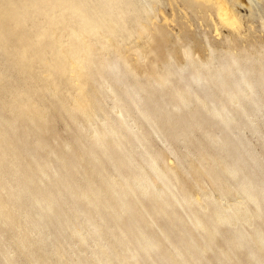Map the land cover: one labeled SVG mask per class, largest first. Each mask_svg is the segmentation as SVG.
Here are the masks:
<instances>
[{"label":"rangeland","instance_id":"obj_1","mask_svg":"<svg viewBox=\"0 0 264 264\" xmlns=\"http://www.w3.org/2000/svg\"><path fill=\"white\" fill-rule=\"evenodd\" d=\"M26 1L21 7L23 12L14 7L12 0H0V158H5H1L0 163L1 196L8 195L6 186L11 181L8 163L13 156L19 157L22 164H30L63 149L68 152L67 168L73 164L71 158L77 159L75 165L79 171L74 173L71 169L74 182L80 183L84 177L105 189L100 170L91 166L94 162L88 156L90 149L86 145L101 133V141L109 147L106 154H114L117 159L124 157L122 153L115 154L112 148L120 142L133 141L118 126L120 116H124L123 106L130 104L131 96L125 92L132 88L136 93L141 92L140 98L146 99V104L140 110L127 108L128 124L136 133H144L150 155L156 158L155 168L151 169L134 153L136 166L155 193H162L170 205L177 207L176 213L182 219L180 228L196 240L199 249H205L203 255L215 257L225 248L224 241L219 237L212 247L205 248L209 235L202 231L210 221L203 218V214L212 203L223 208L235 207L245 197L221 162L220 124H212L209 118V124L193 126L191 132L178 130L179 119L194 114L200 106L195 99V95H201L200 90L191 87V102L185 109H174L171 104L181 107L184 97L187 98L185 86L192 74L208 76L210 73L211 76L219 64L228 59L237 60L241 68L250 70L247 79L254 82L264 100V0H223L234 13L227 21L219 19L216 7L204 0H109L110 5L95 7L88 3L82 6L71 3L59 14L50 13V8L45 6L39 8L38 2L35 5L32 0ZM24 14H31L33 18L25 28L11 30ZM38 29H42L44 35L34 42L35 50L46 44L49 52L36 59L42 56L43 60H48V65L40 68L37 75L29 76L14 65L18 62L15 36L23 31L32 36ZM56 44L58 54L53 51ZM69 48L76 49V58L81 62L75 71L67 67L65 56L62 61L55 59ZM56 63L60 68L55 70ZM61 68L64 72L57 73ZM238 70L231 68L229 76ZM48 71L51 75L45 77L43 74ZM69 73L76 75L71 77ZM210 87L218 99L226 97L214 83H210ZM43 119L47 120L41 124ZM258 125L263 138L249 130H245L244 135L264 168V124L259 121ZM210 130L215 146L208 137ZM230 161L232 159L226 163L231 165ZM53 165L58 168L54 181L60 182L62 170L57 164ZM133 170V167L124 168V176L106 175L112 179L114 191L105 193L103 202L109 204L114 215L115 211L123 216L126 214L122 207L128 200L134 205V218L149 223L154 216L152 210L157 206H151L148 201L144 203L146 207L143 206V199L135 192L136 182L130 180ZM160 173L170 176L174 193L165 187ZM70 190L74 193V188ZM94 200L101 203L97 197ZM0 201L5 204L1 197ZM245 209L252 210L253 206L246 204ZM11 216L14 222L22 218L23 227L31 228V221L22 212ZM86 218L98 226L101 240L90 228H85L82 231L86 242L72 237L69 250L86 258L87 264L110 259L114 263V255L123 257L126 241L121 236L122 221L116 220L111 229H107L95 211L88 212ZM196 219L202 220V226L196 225ZM233 222L223 224L221 230L227 234ZM163 225L165 223L157 221L151 226L156 238L162 237ZM0 228H3L1 220ZM36 239L32 234L28 242ZM13 250L8 264L32 263L27 250L19 246ZM163 253L172 264L180 262L181 257L168 240L164 242ZM0 264H6L2 251Z\"/></svg>","mask_w":264,"mask_h":264},{"label":"bare ground","instance_id":"obj_2","mask_svg":"<svg viewBox=\"0 0 264 264\" xmlns=\"http://www.w3.org/2000/svg\"><path fill=\"white\" fill-rule=\"evenodd\" d=\"M204 1L211 2L212 6L216 7V15L222 21H227L233 17V11L223 0ZM12 2L14 7L23 10L21 7L27 1L12 0ZM36 2H38L37 6L39 8L45 6L50 8V13L54 11L59 14L66 5L71 3L81 6L88 3L95 7L110 5L112 1L32 0V4L36 5ZM5 4H8V2ZM23 12L25 11L23 10ZM39 13L44 12L39 11ZM32 18L31 14H24L11 30L23 26L25 28V24ZM50 18L54 21L52 16ZM164 20L166 21L165 17ZM42 35H44V31L38 29L37 33L32 36L30 32L25 31L15 36L17 42L15 57H18V62H14V65L21 69L25 75H37L40 68L48 65V60H43L42 56L39 60L36 59L38 55L48 54L49 52V45L46 44L44 47L40 48L39 46V49L35 50L34 42L40 39ZM53 51L56 54L60 52L57 44L54 46ZM76 53V49L69 48L55 59L62 61V57L65 56L67 67L71 71H75L81 65V62L76 58ZM54 67L55 70L60 68L58 63ZM231 68L240 69V71L238 70L237 75L229 76ZM59 71L64 72L62 68L57 73ZM249 73L250 70L241 68L237 60L231 61L228 59L219 64L211 76L210 73L208 76L202 73L192 74L190 80L186 83L188 87L185 86V95L188 99L184 97L180 108L171 104L174 109H185L191 102L189 97L192 92L191 87L196 86L200 90L201 95H195V99L198 101L197 105L200 106L190 116L183 114L186 116H182L177 122L178 130L191 132L193 126L201 127L202 124H209V118L212 119V124H220L222 132L219 140L221 143V162L224 163L223 166H227L228 170L225 171L229 172L236 182L237 189L245 197L244 201L238 203L235 207L223 208L212 203L207 209L208 212L203 214V218L210 221V225L203 228L204 231H202L203 234L209 235V241L205 248L212 247L219 237L223 238L224 241L225 248L220 250L215 257L211 259L203 255L205 249H199L196 240L189 237L186 230L180 228L182 219L176 213L177 207L170 205L169 199L164 198L162 193H155L152 186L150 187V182L146 176L137 168L134 153L138 154L151 169L155 168L156 158L150 155L144 133H136L134 128L128 124L127 108L140 110L146 104V99L140 98L141 92L137 91L136 93L132 88H128L125 93L131 96L130 104L123 106L124 116H120L118 126L130 135L133 141L129 142V139L126 140L128 143L123 144V142H120L112 148L116 152L115 154L122 153L124 157L117 159L118 157H115L114 154H106L109 147L101 141V133H97L94 140L86 145L90 149L88 156L94 162V165L91 166L96 170H100L102 183L106 185L105 189L89 182L84 177L80 179V183L72 180L71 169L74 173L78 172L79 169L75 165L77 164L75 158H71L73 164L67 168L66 154L68 152L66 149L59 153L52 151L53 153H50L52 155L49 154L43 157L44 159L32 161L33 163L30 164H22L21 159L14 156V161L8 163V172L11 176V181L6 186L8 195L1 196L0 194V197L5 200V204L0 201V220L3 225V228H0V253L2 251L4 263H9L11 253L15 252L13 249L19 246L30 253L31 264H87L86 258L73 254L74 252L69 250V244L72 237H80L82 241L86 242L82 231L85 228H90L92 233L101 240L98 226L86 218L87 213L93 210L103 220L104 227L107 229H111L116 220L122 221L121 236L126 241L123 257L114 255V259H116L114 263L110 259L104 262L98 260L95 264H172L163 253L164 242L167 240L181 257L178 264H264V168L251 143L244 135L245 130H249L259 138H263L258 124L259 121L264 124V100L256 91L257 88L254 82L247 79ZM43 75L49 77L51 71ZM69 75L74 77L76 74L69 73ZM72 79L74 80V78ZM40 80L42 78H39ZM210 83H214L215 87L221 89L226 97L218 99L214 90L210 87ZM232 85L233 87H231ZM175 96L172 97L173 100ZM46 120L43 119L40 123L43 124ZM114 129L120 130V128ZM154 129L158 130L155 126ZM208 133L211 134L212 130ZM208 137L211 139L210 143L215 146L213 134L208 135ZM94 148L100 151H91ZM1 158L5 159L4 156H1ZM1 158L0 163L3 161ZM228 159H232L230 161L231 165L226 163ZM53 164H57L59 170H62L63 180H60V182L54 181L58 168ZM129 167L134 168L130 180H135L137 185L135 192L143 199V206L146 207L144 203H147V201L151 206H157L152 210L154 216L151 219L149 218V223L134 218V205L128 200L125 201L122 207L123 214H126L123 216L115 211L114 215L109 204L107 203V206L103 202V195L114 191L113 181L106 175L113 173L117 176H124L123 169ZM53 168L56 169L53 170ZM80 176L82 175L80 174ZM160 176L165 187L171 193H174L171 188L170 176L163 173H160ZM49 184L52 187L50 190H48ZM3 187L4 184L1 189ZM72 188H74V193L70 190ZM68 192H70L69 195ZM95 197L101 203H96ZM182 202L184 203V201ZM246 204L252 205L253 209L246 210ZM103 207H107L108 211ZM19 211L25 215L28 221H31L30 229L23 227L21 224L22 218L20 222L13 221L14 218L11 214L17 215ZM8 215L9 217H7ZM80 217L84 221H80ZM123 217H125V222ZM232 220H234V225H229L231 229L226 230L227 234H225L221 230L222 225L232 222ZM157 221L165 223L162 237L159 238H156L157 236L150 230L151 226L156 224ZM75 222H77V225ZM196 225L202 226V220L196 219ZM32 234H35L37 239L28 242ZM242 252L243 254H241ZM153 257L156 258L153 259Z\"/></svg>","mask_w":264,"mask_h":264}]
</instances>
